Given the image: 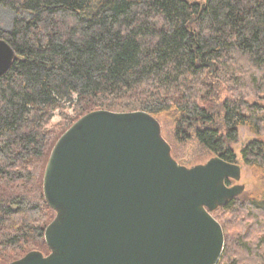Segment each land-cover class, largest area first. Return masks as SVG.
Wrapping results in <instances>:
<instances>
[{
    "label": "trees",
    "instance_id": "1",
    "mask_svg": "<svg viewBox=\"0 0 264 264\" xmlns=\"http://www.w3.org/2000/svg\"><path fill=\"white\" fill-rule=\"evenodd\" d=\"M0 7L28 16L0 29L16 55L0 77V264L48 252L49 155L98 110L169 116L175 142L231 164L230 146L247 128L256 139L240 158L259 175L260 192L211 213L224 235L217 264H264V0H0ZM66 108L72 117L50 126Z\"/></svg>",
    "mask_w": 264,
    "mask_h": 264
},
{
    "label": "water",
    "instance_id": "2",
    "mask_svg": "<svg viewBox=\"0 0 264 264\" xmlns=\"http://www.w3.org/2000/svg\"><path fill=\"white\" fill-rule=\"evenodd\" d=\"M16 60L0 40V77ZM240 167L220 157L186 168L171 156L158 121L98 110L53 146L43 196L55 212L49 254L9 264H217L224 248L211 213L240 196Z\"/></svg>",
    "mask_w": 264,
    "mask_h": 264
},
{
    "label": "rangeland",
    "instance_id": "3",
    "mask_svg": "<svg viewBox=\"0 0 264 264\" xmlns=\"http://www.w3.org/2000/svg\"><path fill=\"white\" fill-rule=\"evenodd\" d=\"M16 16L14 12L8 9H4L0 7V29L3 31H10L12 29V25L14 20L18 18L26 19L28 16L23 14ZM227 96L226 93H221V100L225 99ZM65 116L72 117V113L69 109H65L63 111H56L54 116L50 122V126H55L63 121ZM161 128V136L167 142V144L171 148V156L172 158L181 166L186 168H192L197 165H202L208 162L210 159H213L217 156L208 154L197 145L189 142L186 144H178L175 142L173 137V124L169 116H159L156 119ZM254 139H256L247 128L241 127L238 129V138L237 143L230 146L236 155V164L240 167L241 175L239 182L231 181L228 186L240 185L243 186V196L253 197V195L259 194V175L256 174L252 169L245 166L241 161V150L248 146ZM264 142V137L262 138ZM218 223L220 222L218 218L215 216L214 218ZM42 253L44 256L49 254V250L47 251H38Z\"/></svg>",
    "mask_w": 264,
    "mask_h": 264
}]
</instances>
